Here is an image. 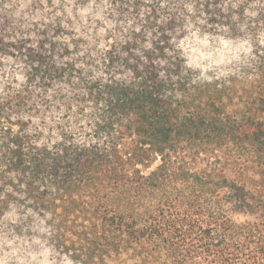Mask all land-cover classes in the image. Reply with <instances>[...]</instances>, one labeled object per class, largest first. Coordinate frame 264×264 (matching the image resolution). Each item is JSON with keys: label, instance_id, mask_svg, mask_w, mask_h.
Here are the masks:
<instances>
[{"label": "trees", "instance_id": "16d2710c", "mask_svg": "<svg viewBox=\"0 0 264 264\" xmlns=\"http://www.w3.org/2000/svg\"><path fill=\"white\" fill-rule=\"evenodd\" d=\"M59 261L264 264V0H0V264Z\"/></svg>", "mask_w": 264, "mask_h": 264}, {"label": "rangeland", "instance_id": "374dc122", "mask_svg": "<svg viewBox=\"0 0 264 264\" xmlns=\"http://www.w3.org/2000/svg\"><path fill=\"white\" fill-rule=\"evenodd\" d=\"M210 46L206 45L205 42L201 40L190 41L188 45L189 52V64L193 67L199 64H206L210 68H218L223 64L222 55L208 54ZM44 264V262H43ZM55 264H61V262H55Z\"/></svg>", "mask_w": 264, "mask_h": 264}]
</instances>
